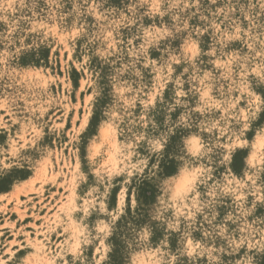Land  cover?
Returning a JSON list of instances; mask_svg holds the SVG:
<instances>
[{
    "label": "rangeland",
    "instance_id": "374dc122",
    "mask_svg": "<svg viewBox=\"0 0 264 264\" xmlns=\"http://www.w3.org/2000/svg\"><path fill=\"white\" fill-rule=\"evenodd\" d=\"M262 136L264 0H0V264H264Z\"/></svg>",
    "mask_w": 264,
    "mask_h": 264
},
{
    "label": "trees",
    "instance_id": "16d2710c",
    "mask_svg": "<svg viewBox=\"0 0 264 264\" xmlns=\"http://www.w3.org/2000/svg\"><path fill=\"white\" fill-rule=\"evenodd\" d=\"M168 172H172V169L170 170L168 168ZM142 191V195L146 198V197H150L152 195V191H151V186L148 184V185H145L144 188L141 189Z\"/></svg>",
    "mask_w": 264,
    "mask_h": 264
},
{
    "label": "snow or ice",
    "instance_id": "6c2138e0",
    "mask_svg": "<svg viewBox=\"0 0 264 264\" xmlns=\"http://www.w3.org/2000/svg\"><path fill=\"white\" fill-rule=\"evenodd\" d=\"M261 145L264 146V136L261 137ZM193 143L198 144V141H194Z\"/></svg>",
    "mask_w": 264,
    "mask_h": 264
}]
</instances>
